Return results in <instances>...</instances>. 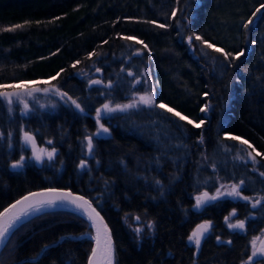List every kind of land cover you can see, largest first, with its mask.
<instances>
[{
  "label": "trees",
  "instance_id": "16d2710c",
  "mask_svg": "<svg viewBox=\"0 0 264 264\" xmlns=\"http://www.w3.org/2000/svg\"><path fill=\"white\" fill-rule=\"evenodd\" d=\"M261 4L264 0H0V83L47 80L64 69L53 83L85 109L80 113L55 96L54 108L25 116L17 104L9 113L0 102V209L31 189L68 187L89 197L106 219L116 264L247 260L251 237L264 229V202L253 208V201L225 196L198 212L191 205L203 189L240 180L242 195L264 196V156L253 164L247 145L225 137V132L241 136L264 153V18H254L250 31L243 28ZM173 8L178 9L174 18ZM152 20L157 24L145 22ZM25 21L30 23L3 31ZM160 23L169 27L159 28ZM192 33L226 52L245 49V54L229 64L199 41L189 45ZM122 36L143 40L151 52ZM137 49L141 55H135ZM93 51L99 55L88 58ZM77 60L81 63L73 68ZM129 71L142 82L134 86ZM89 78L104 84L89 87ZM108 80L111 89L105 88ZM153 86L157 103L204 125L196 128L156 107L114 113L102 120L110 135L94 138L89 157L84 138L96 132L93 111L108 100L127 103ZM205 104L210 108L202 113ZM22 128L38 144L51 140L54 159L11 168L26 155ZM82 159L87 160L83 170L77 167ZM232 209L236 220L248 218L245 231L227 227L233 219L224 217ZM205 220L212 227L197 250L187 237ZM147 223L154 225L149 233ZM136 225H144L142 234L134 231ZM91 233L88 221L71 210H49L15 231L0 250V264H85L91 239L71 237Z\"/></svg>",
  "mask_w": 264,
  "mask_h": 264
},
{
  "label": "snow or ice",
  "instance_id": "6c2138e0",
  "mask_svg": "<svg viewBox=\"0 0 264 264\" xmlns=\"http://www.w3.org/2000/svg\"><path fill=\"white\" fill-rule=\"evenodd\" d=\"M179 3V0H177ZM261 9H264V4H261L256 10L252 13V16L243 23V28L246 31H250V26L256 23V19L264 18V13H261ZM176 8H173L171 12V17H175L177 14ZM257 13H260V16H257ZM256 18V19H254ZM58 19V18H55ZM152 24H157V21H145ZM30 22L25 21L23 24H16L10 27H6L3 31H15L16 29L24 27ZM40 23V21H36ZM159 28L169 27L166 23H160L157 25ZM120 35V34H117ZM122 39L128 41H134L138 44L143 45L144 49H148L149 53L151 49L148 48V45L143 40H137L134 36H122ZM189 45L193 44V41H199L202 47L214 50L216 53H220L224 61H228L231 64L234 60H238L241 56L245 54V49H240L235 53L226 52L224 48L217 47L214 43H210L208 40H205L201 35L192 33L187 37ZM252 44H256L257 40H251ZM104 43H107L105 41ZM142 49H137L135 55H141ZM88 58H91L93 55H99L95 51L87 54ZM81 61H74L71 65L75 68ZM97 73L101 72L100 68H96ZM64 72V69H60L56 75L51 76L47 80H21L19 82L12 83H0V102L6 104L9 113L13 111V105L19 104L22 105L21 113L22 115H28L31 111L29 106V99L35 101L37 95L43 93L45 96L54 95L59 97L61 101H64L68 106H74L75 110H78L80 113H84L85 109L81 106V103L78 102V98H73L67 92L62 91L60 87L53 83ZM87 75V73H83ZM129 76H133V85L140 84L141 78L136 77L135 74L131 71L128 72ZM88 86L92 87L93 85L104 84V81L101 79H91L89 78ZM144 84H148V77H145L143 80ZM43 84L45 87H40ZM113 86V81L108 80L105 85L106 89H111ZM204 96H207L208 93H203ZM141 106H147L148 108L156 107L171 113L173 116L179 118L181 121H187L188 124L193 125L196 128H201L205 121L200 120L199 123H196L194 120L190 119L188 116L183 115L180 111H177L175 108L170 107L168 104L163 102H156L155 87H151L150 90H146L141 93H134L131 100L127 103H113L111 100L106 101L100 107L95 109V123L97 125L96 132L94 134H89L85 136L86 141V150L91 157L94 153L95 145L94 138L104 137L110 135V129L102 123V120L105 118L111 119L112 114L114 113H127L131 109H140ZM40 108H44L45 105H40ZM54 108L55 105H52ZM210 108V104H205L200 108L202 113H206ZM22 131V141L25 146H30L32 158L36 162H42L45 157L51 161L54 159L57 153L55 147L51 148V151L47 147H39L37 143L36 136L29 132ZM9 138L12 136V133L8 134ZM3 137V133H0V138ZM225 137L228 139L239 141L240 144L247 145L248 148L245 149L247 152V157L251 160L253 164L257 162V156H264V153L257 152L254 146H252L248 140L242 138L241 136L232 135L225 132ZM201 140L203 136L201 135ZM47 144L51 145L52 141H46ZM11 146V145H9ZM250 149V150H249ZM256 153L253 155V153ZM238 159L244 160L245 157L238 155ZM25 157L20 156L19 160L14 161L10 167L13 169H18L23 166L25 162ZM99 163V161H97ZM79 169L83 170L87 167V160H80L78 166ZM214 167V166H213ZM261 176H264V172L260 173ZM157 184H160V181H156ZM245 185L244 180H240L238 183L231 184H221L215 191V194H209L207 191L201 192L195 196V204L193 207L197 210L205 206L206 204L217 201L221 197H232L239 198L244 201H253L252 207L256 208L257 205L264 202V196L257 197L253 200L252 197L242 195V187ZM71 208V211L74 215H77L81 219H86L89 222V227L95 229V235L91 234H82L81 237H71L72 239H80L87 235L88 239L94 240L95 245L91 249V253L88 256L87 264H116L115 260V246L112 239V234L107 224L104 223L103 217L97 211V208L93 206L90 199L85 198L82 195L73 194L69 190L57 189V188H47L36 192H29L21 198L17 199L13 204L4 208L3 211H0V248L6 247L10 238L15 235V231L22 227L25 223L30 222V218L37 217L39 215L47 214L49 210L55 209H65ZM236 214V209H232L229 215L224 217V220L228 222L232 216ZM136 221H140V217H135ZM246 217L244 220H236L235 223H227L229 229H238L241 231L246 230ZM148 228L154 227L153 224L149 223ZM212 227L211 221H203L196 225V227L191 231L187 237L188 241L192 243L197 250L201 246L202 240L209 233ZM134 231L139 234L142 232V228L137 227ZM262 235H264V230H262ZM64 239V238H62ZM217 240H220V237H217ZM226 243L231 244V241ZM251 254L248 255L247 260L241 261V264H255L257 258L264 259V240H261L260 237H254L251 241ZM48 247V246H45ZM43 251V250H42ZM34 259V258H33Z\"/></svg>",
  "mask_w": 264,
  "mask_h": 264
},
{
  "label": "rangeland",
  "instance_id": "374dc122",
  "mask_svg": "<svg viewBox=\"0 0 264 264\" xmlns=\"http://www.w3.org/2000/svg\"><path fill=\"white\" fill-rule=\"evenodd\" d=\"M132 99V98H131ZM130 99V100H131ZM56 100V97L54 96V95H48V96H45L43 93H40V94H38L37 95V99L35 100V101H32L31 99H29V106H30V109H31V111H33V110H35V109H43V108H40L39 106L40 105H45V107L44 108H53L52 107V105H54V101ZM15 104V103H14ZM18 105V109H19V112L21 113V108H22V105H19V104H17ZM30 111V112H31ZM94 116H95V111H93V113H92ZM24 145V144H23ZM25 146V145H24ZM38 146L39 147H47L48 148V150L49 151H51V146L49 145V144H47V143H45V144H38ZM26 148H27V150H26V155L24 156L26 159H25V162L26 161H32V162H36L33 158H32V153H31V148H30V146H25ZM44 161H48V159L45 157V159L42 161V162H44ZM42 162H36V163H38V164H40V163H42ZM235 216H236V214L234 215V216H232L231 217V219H233L232 221H230V223H235L236 222V219H235ZM149 223H147V225H148ZM147 225H145L146 226V229H147V231H148V233L151 231V228H148L147 227ZM141 226V227H140ZM136 225L135 227H140V228H142V227H144V225ZM262 230H264V229H262ZM262 230H260L257 234H255V235H253L252 237H251V240L254 238V237H260L261 238V236H262ZM143 231H144V228H142V232H140L139 234H142L143 233ZM250 240V241H251ZM250 246H251V244H250Z\"/></svg>",
  "mask_w": 264,
  "mask_h": 264
},
{
  "label": "water",
  "instance_id": "95a60500",
  "mask_svg": "<svg viewBox=\"0 0 264 264\" xmlns=\"http://www.w3.org/2000/svg\"><path fill=\"white\" fill-rule=\"evenodd\" d=\"M47 188H57V189L69 190V191H71L73 194H76V195H82V196H84L85 198L90 199V198L87 197L86 195H84V194H82V193H80V192H78V191H74V190H72V189H70V188H68V187H63V186H43V187H39V188H35V189H31V190H29V191H26V192L20 194V195L17 196L16 198H14V199H12L11 201H9L6 205H4V206L0 209V211H3L4 208H6V207H8L9 205L13 204L17 199L21 198L22 196L26 195V194L29 193V192H36V191H40V190L47 189ZM204 191H207V192L211 195V194H215L216 189H214V190L211 191V192L208 191L207 189H203L201 192H204ZM201 192H200V193H201ZM221 198H222V197H221ZM221 198H219V199H221ZM231 198H232V197H231ZM90 200H91V199H90ZM91 201H92V200H91ZM213 202H214V201H213ZM210 203H212V202H210ZM92 204H93L94 207H96L95 204H94L93 202H92ZM194 204H195V202L191 205V209L194 210V211H197V212L200 211L201 208H200L199 210L195 209V208L193 207ZM208 204H209V203H208ZM206 205H207V204H206ZM96 208H97V207H96ZM65 209H66V210H71L70 206H69V208H65ZM97 211H98V212L100 213V215L103 217L104 223L107 224L108 228H109L110 231H111L110 226L108 225L106 219L104 218V216L102 215V213L99 211L98 208H97ZM88 224H89V222H88ZM91 230H92L91 235L94 236V235H95V229L91 228ZM111 234H112V231H111ZM79 236H80V235H78L77 237H79ZM61 237H62V236H60V237L58 238V240H59ZM112 239H113V237H112ZM261 240H264V235H263V237L261 238ZM91 241H92V244H91V248H90V251H89V253H88V256H89L90 253H91V249H92V247L95 245V241H94V240H91ZM113 243H114V241H113ZM0 250H1V248H0ZM88 256H87V259H88ZM87 259H86V263H85V264H87ZM17 262H18V261H14V262H10V263H7V264H15V263H17Z\"/></svg>",
  "mask_w": 264,
  "mask_h": 264
},
{
  "label": "flooded vegetation",
  "instance_id": "af4514ba",
  "mask_svg": "<svg viewBox=\"0 0 264 264\" xmlns=\"http://www.w3.org/2000/svg\"><path fill=\"white\" fill-rule=\"evenodd\" d=\"M230 198H231V197H230ZM231 200H234V198H231ZM262 237H263V235L261 236V238H262ZM261 238H260V239H261ZM250 252H251V249H250ZM250 254H251V253H250ZM263 260H264V259H263Z\"/></svg>",
  "mask_w": 264,
  "mask_h": 264
}]
</instances>
